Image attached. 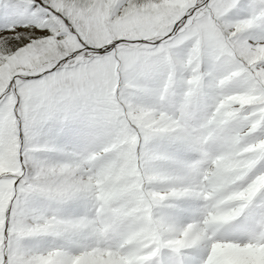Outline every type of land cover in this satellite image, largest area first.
Instances as JSON below:
<instances>
[{"label":"snow or ice","instance_id":"6c2138e0","mask_svg":"<svg viewBox=\"0 0 264 264\" xmlns=\"http://www.w3.org/2000/svg\"><path fill=\"white\" fill-rule=\"evenodd\" d=\"M0 264H264V0H0Z\"/></svg>","mask_w":264,"mask_h":264}]
</instances>
